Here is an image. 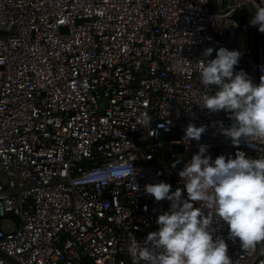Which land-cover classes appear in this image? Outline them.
<instances>
[{"label": "built area", "instance_id": "built-area-1", "mask_svg": "<svg viewBox=\"0 0 264 264\" xmlns=\"http://www.w3.org/2000/svg\"><path fill=\"white\" fill-rule=\"evenodd\" d=\"M258 7L264 0H0V264H133L127 242L143 244L167 211L146 184L183 189L192 156L172 181L173 171L200 145L264 157V139L222 135L231 113L200 107L217 90L200 83L207 48V59L239 51L236 70L260 82L264 33L249 23ZM189 123L206 131L179 143ZM213 226L232 264H264V241L245 250L225 222Z\"/></svg>", "mask_w": 264, "mask_h": 264}, {"label": "clouds", "instance_id": "clouds-1", "mask_svg": "<svg viewBox=\"0 0 264 264\" xmlns=\"http://www.w3.org/2000/svg\"><path fill=\"white\" fill-rule=\"evenodd\" d=\"M254 13L249 23L264 33V7ZM213 51L204 50L199 77L205 89L214 85L217 90L214 95L206 91L200 107L212 113H231L234 123L221 128V133L233 145L249 138L264 139V75L255 83L246 72L237 71L239 51L220 48L214 59H207ZM150 122L151 117L145 114L140 125L146 127ZM205 131L206 126L189 123L178 142L199 141ZM206 152L207 146L200 145L179 171L183 189L177 187L172 192L164 181L144 186L155 201H169L170 209L158 215V230L149 232L143 244L131 236L126 248L133 264H232L225 239L215 235L217 220L228 225V239L239 240L242 249L264 241V157L250 158L238 151L235 158L219 155L212 160ZM115 175L128 173L118 171Z\"/></svg>", "mask_w": 264, "mask_h": 264}, {"label": "water", "instance_id": "water-1", "mask_svg": "<svg viewBox=\"0 0 264 264\" xmlns=\"http://www.w3.org/2000/svg\"><path fill=\"white\" fill-rule=\"evenodd\" d=\"M197 153H198V152H194V153H192V154H190V155L184 157L182 160H180V161L178 162V164L176 165V167H175V169H174V171H173L172 181L174 180L175 174H176L177 170L179 169V167L182 165V163H183L187 158H189V157H191V156H193L194 154H197ZM205 155L211 156V157H213V158H216L217 156H219V155H218V152H215V151H207V152L205 153ZM167 211H169L168 201H167Z\"/></svg>", "mask_w": 264, "mask_h": 264}]
</instances>
